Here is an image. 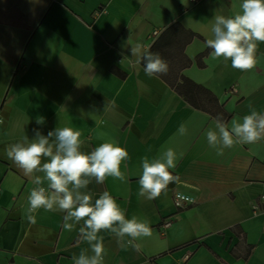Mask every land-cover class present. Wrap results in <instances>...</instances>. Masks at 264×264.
<instances>
[{"label": "crops", "instance_id": "crops-1", "mask_svg": "<svg viewBox=\"0 0 264 264\" xmlns=\"http://www.w3.org/2000/svg\"><path fill=\"white\" fill-rule=\"evenodd\" d=\"M242 2L0 0V264L91 254L83 220L67 231L63 212L41 208L28 221L33 179L44 173L26 175L7 155L33 129L58 127L80 131L83 152L115 141L129 153L123 181L92 178L84 191L93 202L109 191L126 218L150 221L152 236L125 248L102 230L104 264H264V139L222 156L207 142L218 116L230 129L253 109L264 114V42L245 71L206 45L214 16L239 14ZM145 52L159 53L167 74L147 75ZM167 148L183 154L170 170L177 180L156 199L139 196L142 158ZM177 194L194 204L178 209Z\"/></svg>", "mask_w": 264, "mask_h": 264}, {"label": "clouds", "instance_id": "clouds-1", "mask_svg": "<svg viewBox=\"0 0 264 264\" xmlns=\"http://www.w3.org/2000/svg\"><path fill=\"white\" fill-rule=\"evenodd\" d=\"M242 12L234 16L215 15L211 27L212 38L206 41L212 49L213 58L231 60L233 68L241 71L255 67L257 43L264 42V0H243ZM140 46L132 48L137 54ZM144 71L149 76L167 74L169 65L159 53L145 52ZM3 118H0V124ZM180 134L186 129L179 128ZM34 137L29 141L23 137L7 150L8 157L24 171L26 175L35 172L44 173V179L35 176L33 187L28 196L27 219L35 223L33 213L43 208L45 211L59 210L64 213L63 228L72 231L75 224L84 221L80 228V239L91 246V254L81 251L73 257L74 264H104L105 250L103 237L98 234L110 231L119 239L122 246H135L140 237H151L150 221L133 215L126 218L123 209L109 191H104L94 202L84 191L94 178L97 184L104 183L109 176L117 180L125 179L121 165L129 157L124 147L115 141L104 142L90 153L81 151L82 133L72 127L56 128L42 134L33 129ZM264 139V114L251 110L242 122L232 121L229 129L219 116L215 119V129L207 131V142L222 156L225 149L234 144L255 143ZM173 148H167L151 161L142 158V175L139 178L138 195L149 200L158 198L168 185L177 180L173 175L176 162L182 158ZM47 162L42 163V159ZM47 181V187L41 186ZM129 239L125 240V237Z\"/></svg>", "mask_w": 264, "mask_h": 264}, {"label": "built area", "instance_id": "built-area-1", "mask_svg": "<svg viewBox=\"0 0 264 264\" xmlns=\"http://www.w3.org/2000/svg\"><path fill=\"white\" fill-rule=\"evenodd\" d=\"M261 200L264 202V196L261 197ZM174 203L178 209H183L185 206L193 205L194 200L181 194H177L174 198Z\"/></svg>", "mask_w": 264, "mask_h": 264}]
</instances>
